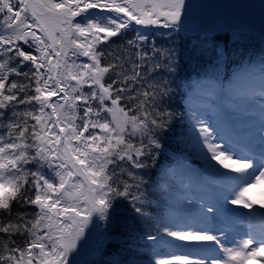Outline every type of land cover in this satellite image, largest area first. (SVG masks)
Returning a JSON list of instances; mask_svg holds the SVG:
<instances>
[{
  "label": "snow or ice",
  "instance_id": "1",
  "mask_svg": "<svg viewBox=\"0 0 264 264\" xmlns=\"http://www.w3.org/2000/svg\"><path fill=\"white\" fill-rule=\"evenodd\" d=\"M185 11L186 0H0V264H76L86 229L109 220L117 200L149 224L155 219L144 210L152 187L145 176L175 116L173 82L157 69L171 75L174 67L171 50L128 29L133 22L175 29ZM196 119L194 145L223 180L197 223L156 220L157 235L147 237L161 256L156 264L264 259V228L228 247L227 232L215 234L225 228L209 224L223 216L226 227L241 218L251 227L256 219L249 192L264 180V123L257 160ZM221 201L253 214L222 209Z\"/></svg>",
  "mask_w": 264,
  "mask_h": 264
},
{
  "label": "trees",
  "instance_id": "2",
  "mask_svg": "<svg viewBox=\"0 0 264 264\" xmlns=\"http://www.w3.org/2000/svg\"><path fill=\"white\" fill-rule=\"evenodd\" d=\"M152 38L157 48L168 49L170 42L165 30H158ZM228 43L225 39L217 38L213 45L202 49V52H195L187 48V42L183 39L173 42L174 71L171 75L167 68L157 71L163 79L173 82L174 95L169 110L175 116L171 129L166 130L163 135L162 154L145 176L152 187L146 193L150 203L145 205L144 210L155 219L149 224L133 211L129 201L117 200L110 219H98L99 227L95 226L92 230L93 237H90L88 244L91 246L92 256L89 260L84 259L81 264H156L153 242L147 237L149 234L157 235L156 220L170 222L173 206L168 197L169 188H180L170 168L187 163L197 166L209 164L208 161L204 162L194 145L190 129L196 121L191 116L184 96L194 83L209 78L230 79L234 70L244 64L241 53L238 52L240 47ZM218 53L222 54L221 59H218ZM156 184H162L164 190H158ZM159 235L165 234L161 230Z\"/></svg>",
  "mask_w": 264,
  "mask_h": 264
},
{
  "label": "rangeland",
  "instance_id": "3",
  "mask_svg": "<svg viewBox=\"0 0 264 264\" xmlns=\"http://www.w3.org/2000/svg\"><path fill=\"white\" fill-rule=\"evenodd\" d=\"M216 3H222V0H212ZM251 1L249 5V10L247 13H244L246 17L251 15V19L257 23H253V27L257 30L259 29L258 33L262 34L263 39H261V44L259 46H255L253 51L257 48V54H261L264 56V0H248ZM198 0H186V11L185 15L188 16L189 20L186 24H188V28L190 30L193 29V21L201 19V12L202 8L197 4ZM248 9V8H246ZM208 12V11H207ZM94 15H98L99 12L93 11ZM208 16H210L211 13H207ZM112 16H116V13H111ZM191 22V23H190ZM190 23V25H189ZM233 26H235L234 23H231ZM182 26L185 24H181ZM156 26V25H155ZM186 27V26H185ZM177 29H181L182 27H176ZM249 33V32H248ZM199 36L197 32H195ZM245 36V33H242ZM238 35V34H237ZM237 35L235 37H237ZM200 37V36H199ZM254 37V34L251 35L252 39ZM200 40H203L199 38ZM234 44V42H231V45ZM249 57L253 60L252 65L245 66L242 70L237 72V74L234 75L235 80L233 82H227V84H223V86H220V84H210L206 83L201 87L196 88V94L192 95L190 94V102L192 104H195L197 111H196V117L200 121H202L204 124L210 126V130H215L219 132L224 137H233L234 139L243 142V144L249 145V147L254 151H261L262 145H261V124L264 123V117H261V115L258 113L257 110H260L261 107L259 106V101H264V97L260 96V76H261V69L264 67V60L262 61L260 59V56L254 55L252 52ZM81 60H85L84 58H81ZM230 83V84H229ZM258 96L261 97V99L257 98ZM258 102V103H257ZM229 113V116H227L225 113ZM234 122V124L231 122ZM199 129V126L197 127ZM197 131V130H196ZM221 143H224V141H221ZM213 164L216 162L213 161ZM219 167V166H218ZM209 168V167H206ZM222 171H226L221 169ZM203 171H211L210 169H204ZM200 172L199 170L196 172L197 176H194L193 178H189L190 184L192 188L185 186L184 190L190 191L193 189V192L191 190V194L193 195L194 190L199 188L202 190V184L205 182H218L222 183L223 178L218 177L216 175L211 174H205L204 172ZM212 174H215L214 172ZM231 175H238L236 173H231ZM185 178H183L184 180ZM216 188V187H215ZM203 192V194L207 195V197L210 196L212 190ZM249 196L253 197V199L257 203H264V180H261L260 183L255 184L250 192ZM208 199V198H207ZM173 200V197H172ZM188 208L185 209L186 216L188 217L189 214H195L197 217L198 208L197 204H199L201 207L204 206L205 201H200L198 198H193L192 203H188ZM221 207L228 208L231 212H241V213H247L248 209H242L238 206H233L231 204L224 205L223 201H221L220 204ZM183 212V214L185 215ZM198 218V217H197ZM177 218L175 217V220ZM241 219H235V224L238 226V228L243 227V221L241 222ZM255 222L257 223L256 228H259L261 225H264L259 219V217L256 214ZM220 221H211L209 224H212L214 227H219ZM216 235H219L222 237V239L225 237V233L221 231L215 232ZM87 231H85V235L82 238V240L79 242L76 251L72 254V257L75 258L76 263L81 264L82 261L89 260L92 256L91 253V246L87 245ZM228 239L224 240L225 246L228 247H234L235 245L230 243V240L233 238L230 235H227ZM87 247V249H86ZM86 249V250H85ZM199 254L200 252H193L192 254ZM203 254V253H202ZM205 255V254H203ZM159 259L161 258L160 255H158ZM205 257H209L206 256ZM260 262V263H258ZM251 264H264V259L261 260H253L251 261Z\"/></svg>",
  "mask_w": 264,
  "mask_h": 264
},
{
  "label": "water",
  "instance_id": "4",
  "mask_svg": "<svg viewBox=\"0 0 264 264\" xmlns=\"http://www.w3.org/2000/svg\"><path fill=\"white\" fill-rule=\"evenodd\" d=\"M185 18L184 17H182V20H184Z\"/></svg>",
  "mask_w": 264,
  "mask_h": 264
},
{
  "label": "bare ground",
  "instance_id": "5",
  "mask_svg": "<svg viewBox=\"0 0 264 264\" xmlns=\"http://www.w3.org/2000/svg\"><path fill=\"white\" fill-rule=\"evenodd\" d=\"M192 222V221H191ZM257 232H259V231H257ZM195 259H197V258H195Z\"/></svg>",
  "mask_w": 264,
  "mask_h": 264
}]
</instances>
